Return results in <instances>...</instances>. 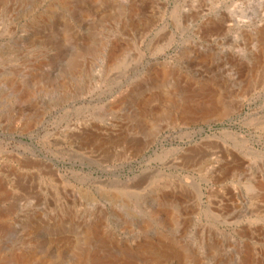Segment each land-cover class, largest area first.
<instances>
[{"label": "rangeland", "instance_id": "374dc122", "mask_svg": "<svg viewBox=\"0 0 264 264\" xmlns=\"http://www.w3.org/2000/svg\"><path fill=\"white\" fill-rule=\"evenodd\" d=\"M0 264H264V0H0Z\"/></svg>", "mask_w": 264, "mask_h": 264}]
</instances>
